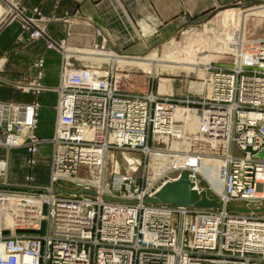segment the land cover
I'll return each instance as SVG.
<instances>
[{"label":"built area","instance_id":"1","mask_svg":"<svg viewBox=\"0 0 264 264\" xmlns=\"http://www.w3.org/2000/svg\"><path fill=\"white\" fill-rule=\"evenodd\" d=\"M48 21L0 0V34L17 22L21 43L60 53L55 88L42 83L43 58L33 78L12 83L56 92L51 138L36 135L37 101H0V264H264V38L239 40L232 65H204L201 88L174 98L131 92L125 69L77 64L82 52L52 40ZM43 147L49 176L37 185ZM16 150L29 170L18 191L6 182ZM114 153L137 159L120 172L108 167ZM199 159L218 162L215 181L191 167ZM184 172L218 206L145 202Z\"/></svg>","mask_w":264,"mask_h":264},{"label":"crops","instance_id":"2","mask_svg":"<svg viewBox=\"0 0 264 264\" xmlns=\"http://www.w3.org/2000/svg\"><path fill=\"white\" fill-rule=\"evenodd\" d=\"M241 0H22L27 9L38 7L49 21L45 31L56 41L67 38L68 44L82 43V36L77 32V25L70 27V36L65 35L67 23L64 18L73 17L78 25L83 26L84 32H91L94 26L100 28L111 46L130 55H142L155 41L168 38L176 34L184 26L203 18L210 12L229 7ZM258 16H264V6L255 10ZM246 14H237V27ZM63 18V19H62ZM71 22V21H70ZM90 26V28H85ZM69 28V27H68ZM81 32V29H80ZM202 33H206L203 26ZM198 30H187L182 34L184 38L177 45L187 44L193 48L194 41L198 40ZM20 35L19 25L12 24L0 34V78L5 81L0 85V101L29 103L34 100L40 103L39 124L36 135L39 138H51L54 133L55 104L57 94L53 90L41 92L38 95L23 93L15 89L13 82L22 78H33L37 69L34 64L37 59H44L42 68V83L50 88L59 84L60 53L49 50L42 39L29 43L17 44ZM92 37V36H91ZM93 38V37H92ZM90 38V40L92 39ZM239 34L235 33L226 41V48L234 54L238 53ZM234 47V49L232 48ZM206 50V49H205ZM165 52L159 59L155 53L143 58L123 59L115 58L119 65H126L132 61L134 65L144 70H156L165 66L162 63H171L175 72L185 69L179 58H172ZM112 58H109L110 60ZM129 60V61H128ZM187 71V69H185ZM11 158V164L13 165Z\"/></svg>","mask_w":264,"mask_h":264},{"label":"rangeland","instance_id":"3","mask_svg":"<svg viewBox=\"0 0 264 264\" xmlns=\"http://www.w3.org/2000/svg\"><path fill=\"white\" fill-rule=\"evenodd\" d=\"M21 5L26 9L29 15L33 13L34 9H37L42 15L38 7L27 9V7L23 4L22 0H21ZM263 6H264V0H241L240 2H237L229 7L210 12L209 14H206L203 18L187 24L173 36L168 37V38H162V39L155 41L154 43H152L149 49L142 55H130V54H127L126 52H122V51H118L114 49L111 46L110 42H108L107 38L104 36L100 28H98L97 26H94L93 29L91 28V32H88V33L84 32L82 30L83 26L78 25L79 23H76L77 21H75L73 17L68 16L67 18H64V22L67 23V26L69 27V28L67 27L65 31V35L67 37L70 36L71 35L70 27L71 26L76 27L77 25L78 27L77 32L79 33V35L82 36L81 38L83 41L81 44H77V45L68 44L67 45L72 50H78L79 52H82L81 54H77L78 56L83 58V59L81 58V61L77 62V64H85L88 66H101V67H107V68L110 66L113 68L127 70L128 77H127L126 84H127V87H129V89L132 90L131 92L144 93L147 91H153L157 94H161V96H166V97L172 96L174 98H183L190 94L189 87L192 89H196V90L201 88V86L198 83H196L198 76H204L202 74L204 72H201L203 71L201 68H204L202 66V63H200L201 58H203V60H205L207 63H210L211 65L219 64L221 66H230L234 62L235 54L231 51V49L226 48V40H225L226 35L224 31V25L222 23L223 12L231 10L235 13V15L248 13V15H246L245 20L242 19V21L238 25L239 28L236 33L239 34V40L241 39H245V40L263 39L264 38V16H258L256 14H253L255 13V10L261 9V7ZM45 18L49 19V21H52L55 19L52 17L51 18L45 17ZM16 23L17 22L12 23V24H16ZM235 24L236 23L233 22L232 26L234 25L235 27ZM203 26L206 27L205 34L202 33ZM19 28H20V25H19ZM85 28H90V26H86ZM80 29H81V32H80ZM187 30H198L199 31L198 40L196 42L194 41L195 45L193 44L194 45L193 48L184 43L183 45L182 44L177 45V43L181 42L184 39L182 38V34L184 31H187ZM90 38L92 39L90 40ZM64 39H67V38H64ZM32 41H35V40H32ZM32 41H29V42H32ZM17 44L19 46H21L22 44L19 41V37L17 40ZM54 51H57V50H54ZM87 51L92 52V54L91 55L84 54ZM109 52L115 55L125 54L127 57H140V58H143L148 55H151L152 53H155L157 57L156 66L160 65L159 64L160 57H163L164 53L168 52L169 53L168 55H170L172 58L173 57L179 58V60L182 63H183L182 58L186 57L183 64L185 66V69H187V71L185 69H181L179 70L178 73H176L174 67L168 66L171 63H162L165 66L157 67L156 70L152 69V71H150L149 69L144 70L143 68H139L136 65H134L132 61L127 62L126 65H119L114 59L107 60L108 58L107 56L105 57L104 53H109ZM192 53H193V58H194L193 62L191 58L187 57V56H191ZM88 56L89 57L92 56L100 60L97 62H90L89 60H86V57ZM5 59L6 60L4 64L0 67V70H2L5 64L7 63V58ZM133 62H135V60H133ZM20 80L22 79H19L16 81H20ZM2 83H0V85ZM4 102H12V101H4ZM22 104H27V103H22ZM55 118H56V114H55ZM47 147H43V149H41L42 153L41 155H39L37 159L38 160L37 166L31 170V173L35 177L37 185H45L48 182L50 153H47L46 151ZM3 156H5V152L1 150L0 157H3ZM9 157H10V161H9V169H8V173L6 177V182L10 185V189L12 190H17V191L25 190V188L28 187V185H26L25 183V177L29 171L25 168V165H24L27 154L24 150H16V151H11L9 154ZM135 157H136L135 155L128 154V153H123V154L114 153V157L111 158V163L109 162L108 167L111 168L113 166V168H115V166H118L119 167L118 169L120 170V172H124V166H126L127 159H130L129 161H132V159H137ZM11 158L13 159L12 160L13 165L11 164ZM191 167L197 170L198 169L201 170L202 164L194 163ZM141 171H142V168L139 167L136 174L139 175ZM66 186L70 187V185L68 184ZM46 225L47 223L43 219L41 223V233H44L46 231L45 230ZM31 232L34 233L33 231Z\"/></svg>","mask_w":264,"mask_h":264},{"label":"water","instance_id":"4","mask_svg":"<svg viewBox=\"0 0 264 264\" xmlns=\"http://www.w3.org/2000/svg\"><path fill=\"white\" fill-rule=\"evenodd\" d=\"M147 203H166L180 206H195L206 208L218 206L216 201L207 197L206 191L198 193L189 180L187 173L184 172L180 178L163 184L154 196L145 199ZM234 208V207H232ZM237 209V208H234ZM240 211H247L238 209Z\"/></svg>","mask_w":264,"mask_h":264},{"label":"bare ground","instance_id":"5","mask_svg":"<svg viewBox=\"0 0 264 264\" xmlns=\"http://www.w3.org/2000/svg\"><path fill=\"white\" fill-rule=\"evenodd\" d=\"M233 22L236 23L235 24V27H234V25L232 26V23ZM222 23L224 25V31H225V35H226L225 40L227 41V39H229L230 37L234 36L235 33H236L237 18L235 16V13L233 11H231V10L230 11L223 12V14H222ZM194 45H195V42H194ZM232 48L234 49V47H232ZM90 54H91V52H90ZM104 55H105V57L107 56L108 59L109 58H112V59H115V58H123V57L117 56L115 54H112L110 52L109 53H104ZM187 57L188 58H191L192 62L194 61L193 53L191 54V56H187ZM136 58H139V57H128V59H136ZM123 59H126V58H123ZM185 59H186V57L182 58L183 61H185ZM86 60H89L91 62H97L100 59L95 58V57H92V56H90V57L88 56V57H86ZM200 63H202V66L203 67H204V65L209 64L205 60H203V58L200 59ZM201 69L203 70L201 72H204V73H202L204 75L205 74V70H204V68H201ZM192 127L194 128V126H192ZM182 142H185L186 143V141H184V140ZM128 160H130V159H128ZM189 163H191V165H193L194 163H201L202 164V168H201V170L198 169V171L206 174V177L209 180L215 181V179L217 177V169H216V167L218 165V162L217 161H215V160H203V159H199V160H193V161H191Z\"/></svg>","mask_w":264,"mask_h":264}]
</instances>
